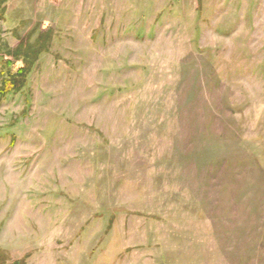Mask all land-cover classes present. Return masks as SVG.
I'll return each instance as SVG.
<instances>
[{
    "label": "rangeland",
    "instance_id": "374dc122",
    "mask_svg": "<svg viewBox=\"0 0 264 264\" xmlns=\"http://www.w3.org/2000/svg\"><path fill=\"white\" fill-rule=\"evenodd\" d=\"M25 55L0 264H264V0H0Z\"/></svg>",
    "mask_w": 264,
    "mask_h": 264
},
{
    "label": "trees",
    "instance_id": "16d2710c",
    "mask_svg": "<svg viewBox=\"0 0 264 264\" xmlns=\"http://www.w3.org/2000/svg\"><path fill=\"white\" fill-rule=\"evenodd\" d=\"M38 42H35V45L39 44ZM31 54L35 53L38 55L40 51L36 52L35 47L33 46L31 49ZM35 58H28L27 55L24 56V67L22 69H19L16 74L10 78H4L2 80V87L0 89V96L3 97L4 95L8 93H14L20 91L26 83V76L30 72V69L34 63Z\"/></svg>",
    "mask_w": 264,
    "mask_h": 264
}]
</instances>
